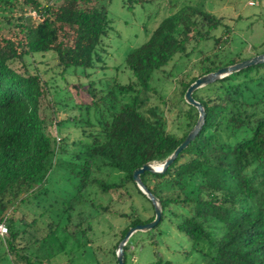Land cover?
<instances>
[{
	"label": "trees",
	"instance_id": "trees-1",
	"mask_svg": "<svg viewBox=\"0 0 264 264\" xmlns=\"http://www.w3.org/2000/svg\"><path fill=\"white\" fill-rule=\"evenodd\" d=\"M65 1L54 8L49 0H0V223L7 228L0 235V264H42L39 254L58 235L88 245V232L99 218L120 216L125 225L112 233L117 240L106 251L112 259L108 264H116L114 248L127 231L154 218V206L133 171L165 160L193 128L199 112L184 94L196 78L247 58L238 50L233 55L211 51L195 63L196 75L179 80L177 95L161 94L156 72L190 57L202 43L217 45L216 31L227 29L220 16L184 4L126 53L121 63L129 74L125 82L94 79L106 66L101 56L112 30L111 0ZM31 12L38 16L36 23H29ZM46 55L56 61L52 72L46 67L30 72L27 59L37 63L36 57ZM71 68L83 73L90 102L72 104L79 114L62 118L67 85L61 79ZM124 92L131 93L130 101L117 107V94ZM192 95L205 110L203 125L164 172L140 175L160 202L161 218L152 229L131 235L124 264L141 234L154 244L148 264H264V62ZM171 98H176L175 130L165 116ZM59 169L66 182L60 191L50 181ZM97 190L108 196L106 204L90 198ZM126 203L128 211L117 207ZM85 206L93 209L88 216ZM160 226L186 238L188 245L178 249L180 263L166 259L152 238L164 235ZM98 253L93 249L95 258Z\"/></svg>",
	"mask_w": 264,
	"mask_h": 264
},
{
	"label": "rangeland",
	"instance_id": "rangeland-1",
	"mask_svg": "<svg viewBox=\"0 0 264 264\" xmlns=\"http://www.w3.org/2000/svg\"><path fill=\"white\" fill-rule=\"evenodd\" d=\"M249 0H151L142 4L128 5L124 0H111L108 13L112 19V30L104 39L105 51L102 53L101 62H105V67H99L94 74V79L97 76L109 80L125 82L128 77V71L123 68L121 63L124 60L126 53L142 44L157 26L158 22L166 15L177 11L184 4L197 5L205 8L220 16L227 24V29L219 28L216 34L220 36V42L217 45L213 40L206 44H201L190 57H184L180 60L172 61L165 67V71L156 72L154 75V84L161 94L172 97L178 94L180 90V79H188L191 75L198 73L195 63L204 55L211 51L222 50L223 53L234 54L237 50L240 51L242 57H250L259 54L264 50V1L259 0L256 5H250ZM65 0H49V4L56 8L61 4H65ZM29 23L39 21L35 12L27 15ZM200 49L204 51L199 52ZM38 60L35 63L32 58L27 59L30 72H36L37 67L49 68L56 62L50 55L36 57ZM40 62H42L40 64ZM119 68V69H118ZM58 70V69H57ZM65 79H61L65 87V92L62 94L64 106L66 110H60V117L76 116L79 114L78 109L72 108V104H80L90 102V96L85 91V86L88 82L86 79H81L83 73L77 69H69ZM60 78L57 76V80ZM63 80L66 82L64 84ZM84 80V86H81L79 81ZM131 93H118L116 106L120 107L123 103L130 101ZM165 110L167 126L169 129L175 130L172 126V120L177 108H175L176 98L169 100ZM108 106V102H105ZM171 107V109H170ZM73 128H70L72 130ZM76 136V132L71 133L69 141H72ZM62 169L51 173L50 181L56 183L58 191L65 189L66 182L62 176ZM116 197V195H113ZM90 198L97 203L106 204L108 196L97 190V193L90 194ZM89 202V201H88ZM135 203L140 206L141 200L135 196ZM117 207L123 211H128L127 203L118 204ZM91 207L85 206L83 212L86 216L92 211ZM78 211H74L75 213ZM149 215V212H145ZM99 218V222L93 224V230L88 232L91 239L88 245H85L82 240L75 241L74 238L67 239L63 235H58V239H54L53 244L47 245V251L39 254V259L42 264H96L97 262L108 264L112 262L106 251L113 249L117 237L111 236L117 228L125 225L126 219L120 216ZM75 218V217H74ZM163 230L164 235L153 234L152 238L158 244V249L162 255L171 261L180 263L183 259L182 254L178 251L181 247H186L188 242L186 238L176 229ZM135 244H130L129 249L133 250L132 257L127 255L126 264H148L154 259V244L145 238V234ZM91 244V245H90ZM64 249V251H63ZM93 249L98 251L95 258ZM115 251L117 248H114ZM188 263V260L185 262Z\"/></svg>",
	"mask_w": 264,
	"mask_h": 264
},
{
	"label": "water",
	"instance_id": "water-1",
	"mask_svg": "<svg viewBox=\"0 0 264 264\" xmlns=\"http://www.w3.org/2000/svg\"><path fill=\"white\" fill-rule=\"evenodd\" d=\"M264 62V52L252 55L245 59H242L239 62L234 64H230L227 66H223L218 68L215 71L203 74L196 78L186 89L184 98L186 102L195 106L199 112L198 119L193 126V128L188 132L185 138L180 142V144L173 150V152L163 161L161 162H146L141 167L136 168L133 173L132 177L135 181L138 188L144 193L152 202L154 206V218L144 224H137L131 227L123 239L119 242L116 250V264H124V256H123V249L131 235L136 231H147L152 229L160 220L161 218V206L159 200L149 191V189L144 185L142 180L140 179V175L145 171L157 172L162 173L164 172L167 167L174 161L177 155L195 138V136L200 131L204 118H205V110L200 102L193 98V91L196 89L203 87L209 83L216 81L232 72L241 70L251 65H256L259 63Z\"/></svg>",
	"mask_w": 264,
	"mask_h": 264
},
{
	"label": "built area",
	"instance_id": "built-area-1",
	"mask_svg": "<svg viewBox=\"0 0 264 264\" xmlns=\"http://www.w3.org/2000/svg\"><path fill=\"white\" fill-rule=\"evenodd\" d=\"M259 0H249L250 5H256ZM7 233V228L4 223H0V235H5Z\"/></svg>",
	"mask_w": 264,
	"mask_h": 264
},
{
	"label": "crops",
	"instance_id": "crops-1",
	"mask_svg": "<svg viewBox=\"0 0 264 264\" xmlns=\"http://www.w3.org/2000/svg\"><path fill=\"white\" fill-rule=\"evenodd\" d=\"M264 1V0H263Z\"/></svg>",
	"mask_w": 264,
	"mask_h": 264
}]
</instances>
